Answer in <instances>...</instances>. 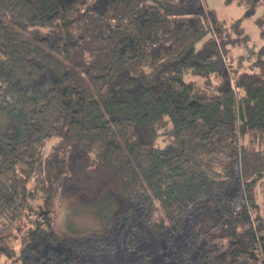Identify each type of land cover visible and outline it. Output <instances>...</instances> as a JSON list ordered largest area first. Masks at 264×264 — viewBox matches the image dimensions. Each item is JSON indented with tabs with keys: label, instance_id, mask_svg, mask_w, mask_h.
Masks as SVG:
<instances>
[{
	"label": "trees",
	"instance_id": "obj_1",
	"mask_svg": "<svg viewBox=\"0 0 264 264\" xmlns=\"http://www.w3.org/2000/svg\"><path fill=\"white\" fill-rule=\"evenodd\" d=\"M245 40L207 0H0V260L30 264L47 239L69 264L198 208L221 220L203 264H264V65L234 54ZM62 198L104 228L58 238Z\"/></svg>",
	"mask_w": 264,
	"mask_h": 264
},
{
	"label": "rangeland",
	"instance_id": "obj_2",
	"mask_svg": "<svg viewBox=\"0 0 264 264\" xmlns=\"http://www.w3.org/2000/svg\"><path fill=\"white\" fill-rule=\"evenodd\" d=\"M207 4L216 11L220 19L241 20L249 40L241 42L242 45L233 50L234 54L247 56L252 53V49L254 50L253 58L250 63L246 62V64L264 65V2H261L254 12L246 11L235 2L227 4L226 0H207ZM211 37L209 35L200 41L198 47L207 43ZM232 38H236V36L232 35ZM232 63L234 66L236 65L235 61ZM245 143L249 145L248 141ZM256 150L257 147L250 146L249 154L254 156ZM259 168L264 171V163ZM256 190L259 191L262 201L264 198V176L261 187L259 186ZM237 194V188H233L227 197L235 200ZM33 205L36 208L39 207L42 205V199L34 201ZM214 215L198 208L190 209L184 219V227L179 233H172L159 239L151 236L145 240V237L137 234L136 228L141 227V224L136 222L129 227H119L116 237L110 242L107 241L104 250H98L95 253L92 251L88 255L72 260L69 264H133L137 260H144V264H203L204 259L201 257L211 248L208 243L210 233L221 224V220L215 219ZM33 217V215L30 216L31 219ZM51 223L58 238H69L101 231L106 224V219L93 209L73 204L62 198L56 202L51 213ZM19 243L14 244L17 253L20 250ZM52 244L44 239L42 241L43 248L39 253L41 256L39 254L31 256L30 264H59L61 248ZM0 264H17V262L13 263L11 259L2 258Z\"/></svg>",
	"mask_w": 264,
	"mask_h": 264
}]
</instances>
